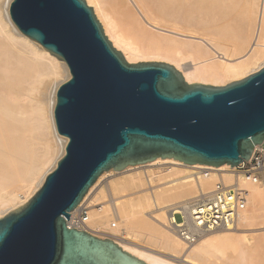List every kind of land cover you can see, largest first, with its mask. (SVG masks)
I'll return each instance as SVG.
<instances>
[{"label": "bare ground", "instance_id": "6f19581e", "mask_svg": "<svg viewBox=\"0 0 264 264\" xmlns=\"http://www.w3.org/2000/svg\"><path fill=\"white\" fill-rule=\"evenodd\" d=\"M235 1L86 2L94 6L105 35L113 40V46L122 49L128 62L166 61L188 82L218 85L264 65V0H243L232 50L216 40L225 23H234L226 18L225 11ZM10 2L0 0V216L33 195L45 172L55 167L67 142L56 131L53 110L57 86L61 78L65 81L69 77L68 67L17 29L9 16ZM153 165L166 166L146 168ZM138 167V172L122 173L98 189L101 177L116 170L97 178L71 211L74 214L80 206L86 208L87 218L80 229L106 234L148 264H264V234L251 237L244 231L264 227L260 226L264 220V186L239 176L237 181L247 190V200L236 224L207 228L188 243L171 223L177 221L173 218L174 205L211 190L218 180L231 182L234 166L156 157L124 169ZM146 244L165 246L166 253Z\"/></svg>", "mask_w": 264, "mask_h": 264}, {"label": "water", "instance_id": "95a60500", "mask_svg": "<svg viewBox=\"0 0 264 264\" xmlns=\"http://www.w3.org/2000/svg\"><path fill=\"white\" fill-rule=\"evenodd\" d=\"M28 38L63 60L69 77L53 110L65 150L22 205L0 216V264H148L66 219L105 171L172 157L236 166L264 141V65L215 85L172 64L128 62L85 0H11Z\"/></svg>", "mask_w": 264, "mask_h": 264}, {"label": "built area", "instance_id": "2783aa9c", "mask_svg": "<svg viewBox=\"0 0 264 264\" xmlns=\"http://www.w3.org/2000/svg\"><path fill=\"white\" fill-rule=\"evenodd\" d=\"M259 183L264 186V141L254 146L251 156L234 166L233 180L225 183L218 180L215 186L206 192L185 199L172 209L173 223L179 235L192 243L207 228L233 226L238 213L245 207L247 190L240 187L238 177ZM86 208L80 206L66 219L68 226L81 228L86 220Z\"/></svg>", "mask_w": 264, "mask_h": 264}, {"label": "rangeland", "instance_id": "374dc122", "mask_svg": "<svg viewBox=\"0 0 264 264\" xmlns=\"http://www.w3.org/2000/svg\"><path fill=\"white\" fill-rule=\"evenodd\" d=\"M85 1H87V0H85ZM239 3V5H238V3ZM87 4H88V2H86ZM237 4V5H236ZM243 4H244V1L243 0H236L235 2H233V7L235 8V7H237V9H240V10H237V9H234L233 7L232 8H230V9H228V10H226L225 11V13L227 12V14H225V16H227L226 18H232V20L234 21V23H233V25H231V23L230 24H228V23H225L224 24V27L225 28H223V29H221V33H222V35H215V37H216V40L218 41V40H221L219 43L221 44V45H223L225 48H228L229 47V51L230 50H232L231 48L232 47H234V44H235V42H236V38H235V35L233 34L234 32V30H237V26L235 25V21L243 14V12H242V6H243ZM89 6H91L92 8H93V11H94V6L93 5H91V4H88ZM240 5H242L241 7H240ZM238 6H239V8H238ZM232 9H234V10H232ZM235 11V12H232V11ZM240 11V12H239ZM230 12H232V13H230ZM239 13V14H238ZM231 14H233V16H231L230 17V15ZM237 14V15H236ZM237 17V18H236ZM234 18H236V19H234ZM157 20V22L159 23V24H164V22L163 21H161V20H159V19H156ZM225 25H227V26H225ZM229 25H231V26H229ZM251 26V28H252V26H253V24H249V27ZM230 28V29H229ZM233 28V29H232ZM229 29V30H228ZM229 31H232L231 33L229 32ZM201 32V31H200ZM227 39H228V41H227ZM224 41V43H222ZM233 41H235V42H233ZM233 42V43H232ZM233 46H232V45ZM227 45H229L228 47H226ZM246 48V47H245ZM137 61H142V60H137ZM253 67H251V69L249 68V70H253L252 69ZM64 81V79L63 78H61V80H60V82H63ZM229 82V81H228ZM227 83V81H225V82H223V83H221V84H218V85H224V84H226ZM164 166H166V165H158V166H156V165H153V166H151V167H146L148 170L149 169H158V168H160V167H164ZM139 168V167H138ZM138 168H134V169H129V170H127V169H124L123 171H113L112 172V174L111 173H106L105 175H103L102 177H101V179H100V183H98V186L96 187V189H98L99 187H101V186H103L107 181H109V179H110V181H112V180H115V179H117V178H120V175L123 173V175L124 174H129V173H131V172H134L135 170L138 172L139 170H141L140 168L138 169ZM135 171V172H136ZM126 172V173H125ZM128 172V173H127ZM123 175H121V176H123ZM117 177V178H116ZM112 178V179H111ZM148 192V191H147ZM18 206H20V204H18V205H14V207L13 206H9L10 208H16V207H18ZM8 206L6 207L7 209L9 208ZM264 219V218H263ZM263 221V225H260V226H264V220H262ZM257 227H259V225L257 226ZM260 229V228H259ZM247 229V230H244V231H246V235L247 236H251V237H256V235H261V234H264V227L262 228V229ZM93 233H95V234H97V236H99V237H104V236H102V235H106V234H102V232H93ZM236 236H240V234H236V233H234ZM107 236V235H106ZM105 236V237H106ZM107 237H109V236H107ZM110 238V237H109ZM140 243H141V241H140ZM146 245H148V244H146ZM149 247H151V248H153V249H155V250H160V252H165L166 253V250L167 249H165V246L163 247L162 245H161V247H160V245L158 246V245H156L155 246V244H149L148 245ZM158 246V247H157ZM160 247V248H159ZM162 248V249H161ZM163 249H165V250H163ZM263 251V250H262ZM168 253V252H167ZM179 256H181V257H183V254L181 253V254H179Z\"/></svg>", "mask_w": 264, "mask_h": 264}]
</instances>
